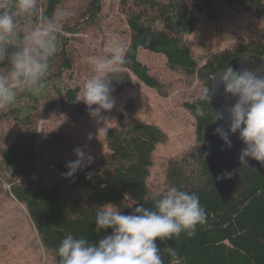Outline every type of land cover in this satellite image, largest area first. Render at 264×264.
Returning <instances> with one entry per match:
<instances>
[{"label": "trees", "instance_id": "trees-1", "mask_svg": "<svg viewBox=\"0 0 264 264\" xmlns=\"http://www.w3.org/2000/svg\"><path fill=\"white\" fill-rule=\"evenodd\" d=\"M105 6L106 0H38L31 18L34 23L51 17L58 7L73 14L57 33L58 51L49 60L44 89L39 93L18 90L15 105L0 107V213L7 204L22 206L47 264H60L57 249L66 235L98 243L111 234V230H97L99 207L114 203L124 214H131L137 203L154 207L157 194L174 185L199 196L206 223L197 226L191 237L182 234L161 243L162 250L168 245L175 248L180 264H264V176L242 169L246 190L222 210L200 150L203 129L215 120L216 111L210 102L199 99L201 89H211L214 74L232 58L264 55V0H118L128 38L126 63L105 77L115 89L112 111L118 113L103 132V151L73 178L64 174L75 155L52 163L58 173L54 183L40 175L41 126L89 114L80 101L81 90L96 72L82 59L86 40L80 36L101 24ZM217 9H236L249 18L240 35L228 38L225 48L210 46L195 52L189 38L217 18ZM18 26L21 34L30 27L23 17L18 18ZM145 53L164 60L170 74L177 75L170 82L195 86L180 105L183 119L192 121L194 142L179 153H170L171 132L183 141L186 124L171 127L170 132L134 104L118 101L119 94L132 87V76L148 89L166 94L170 82L152 71L142 58ZM9 67L8 60L0 61V73L7 74ZM82 149L89 154V147ZM163 259L164 264H172L166 253Z\"/></svg>", "mask_w": 264, "mask_h": 264}, {"label": "clouds", "instance_id": "clouds-1", "mask_svg": "<svg viewBox=\"0 0 264 264\" xmlns=\"http://www.w3.org/2000/svg\"><path fill=\"white\" fill-rule=\"evenodd\" d=\"M37 9L38 0H0V61L10 62L7 74L0 73V107L15 105L18 90L39 93L44 89L49 60L58 51L57 33L73 14L58 7L51 17H40L42 23H34L31 18ZM19 17L30 25L22 34ZM106 51L110 52L108 58L90 57L97 75L88 79L81 90L80 101L98 123L107 121L104 114L115 107L112 95L115 89L105 77L126 63V47L118 39L113 38ZM259 73L247 67L234 69L228 66L216 74L218 83L235 103L226 109L227 130L218 126L213 135L218 136L228 149L233 148L230 135L237 136L243 145L238 156L241 167L249 166L250 161L264 165V75ZM214 91L215 84L211 89L203 87L199 99L210 102ZM215 111L216 123L224 119V115ZM101 131L108 129L100 127L98 135ZM92 138L90 133L88 139ZM74 154L76 159L66 165V178H73L77 171L93 161V157L80 147L74 149ZM209 155L205 153V156ZM235 171H225L217 179H231ZM91 176L92 173H88L89 179ZM157 196L154 207L137 203L131 214H124L114 203L99 207L95 220L97 230H111V234L98 243L66 235L57 249L60 264H164V253L171 258L172 264H180L175 248L168 245L162 250L160 244L178 239L182 234L193 236L197 226L206 223V211L198 195L174 185Z\"/></svg>", "mask_w": 264, "mask_h": 264}, {"label": "rangeland", "instance_id": "rangeland-1", "mask_svg": "<svg viewBox=\"0 0 264 264\" xmlns=\"http://www.w3.org/2000/svg\"><path fill=\"white\" fill-rule=\"evenodd\" d=\"M214 13L217 18L205 22L194 36L189 38V44L195 52L200 53L210 46L225 48L228 38L236 34L240 35V31L249 18L245 13L236 9L230 11L217 9ZM203 20L206 21L207 18L204 17ZM122 21L118 0H106L104 20L95 29L80 36L86 40L81 48L82 59L90 63L94 72L95 68L90 57L108 58L110 52L106 51V46L111 45L113 38L126 46L128 38ZM142 58L152 71L160 74L164 80L170 82L177 78V75L170 74L165 68V62L161 58L146 53ZM132 78V87L126 88L119 94V103L134 104L146 117L158 121L165 129L169 127L170 132L171 127L186 124L183 141H179L180 137L177 136V132L174 131L173 134L171 132L174 138V143L170 147L171 154L179 153L191 145L194 142L192 121L183 119L185 114L180 105L194 91L195 86L170 82L165 89L166 94H161L142 85L134 76ZM117 113V111L105 113L107 121L99 123L87 114L68 120L67 123L58 121L56 126L47 127L43 124L41 126L43 146L40 150L42 160L38 168L40 175L48 182L54 183L58 179V173L52 169V163L73 157L76 147L82 148L87 145L89 154L97 157L103 151V131L98 135V129L110 124ZM90 133L93 135L91 140L88 139ZM47 139L48 144H45ZM160 153H164L163 150ZM157 161L159 163V159ZM0 264H47V257L28 221L26 210L17 204L5 205L0 213Z\"/></svg>", "mask_w": 264, "mask_h": 264}, {"label": "water", "instance_id": "water-1", "mask_svg": "<svg viewBox=\"0 0 264 264\" xmlns=\"http://www.w3.org/2000/svg\"><path fill=\"white\" fill-rule=\"evenodd\" d=\"M255 62L259 64V67H256ZM228 66L234 69L247 67L260 72V75H264V55L242 54L232 58L228 62L226 68ZM223 70L224 69L220 71ZM217 73H215L212 78V88L215 84V91L212 96V100L210 101V106L214 110L221 111L224 115V119L216 123L214 120L206 124L203 129V140L200 150L205 159L215 190L222 201V210H224L225 208L231 207L235 198L246 190V184L240 174V171L244 168H250L264 176V165L250 161L249 166L241 167L238 163V156L243 145L237 136L230 135V139H232L233 142V148L228 149L218 136L213 135L214 129L218 126L224 127L225 130H227L228 114L226 109L235 103V99L232 98L230 94L225 92L223 85L218 83V78H216ZM205 153H210V155L205 156ZM233 169L236 171L231 179H217V177L225 171H232Z\"/></svg>", "mask_w": 264, "mask_h": 264}]
</instances>
